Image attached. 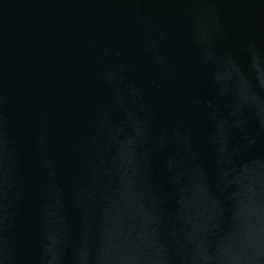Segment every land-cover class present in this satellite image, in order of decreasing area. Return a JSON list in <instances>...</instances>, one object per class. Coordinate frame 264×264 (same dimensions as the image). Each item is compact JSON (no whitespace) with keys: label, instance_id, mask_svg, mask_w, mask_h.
<instances>
[{"label":"water","instance_id":"1","mask_svg":"<svg viewBox=\"0 0 264 264\" xmlns=\"http://www.w3.org/2000/svg\"><path fill=\"white\" fill-rule=\"evenodd\" d=\"M0 264H264V0H0Z\"/></svg>","mask_w":264,"mask_h":264}]
</instances>
